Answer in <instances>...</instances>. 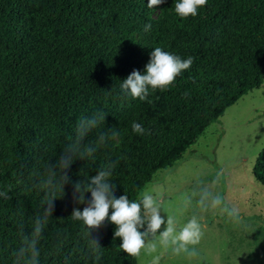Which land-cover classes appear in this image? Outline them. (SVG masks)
<instances>
[{"label":"trees","instance_id":"1","mask_svg":"<svg viewBox=\"0 0 264 264\" xmlns=\"http://www.w3.org/2000/svg\"><path fill=\"white\" fill-rule=\"evenodd\" d=\"M148 2L0 0V191L9 197H0V264H12L21 232L30 234L42 211L44 193L36 185L43 166L59 158L79 119L97 112L106 113L105 122L84 142L95 140L102 127L112 129L117 118L121 139L66 170L71 179L54 201L39 264H138L120 249L109 220L91 232L103 253L94 260L86 228L70 217L87 206L91 193L83 204L74 200L75 183L114 162L116 196L138 201L157 171L175 165L207 127L263 85L264 0H207L187 18L176 14L178 0L153 8ZM159 7L167 12L157 19ZM156 47L193 57V63L166 90L133 99L120 85L133 70L144 73ZM133 121L143 135L132 131ZM254 174L264 185V147Z\"/></svg>","mask_w":264,"mask_h":264},{"label":"clouds","instance_id":"2","mask_svg":"<svg viewBox=\"0 0 264 264\" xmlns=\"http://www.w3.org/2000/svg\"><path fill=\"white\" fill-rule=\"evenodd\" d=\"M163 2L164 0H149L147 7L153 8ZM206 3L207 0H178L175 3V12L181 18L195 17L198 14V8L205 6ZM151 27L150 23L146 24L144 31H150ZM193 60V57L181 59L156 47L151 53L144 73L133 70L122 81L120 88L124 94L130 95L133 99L147 100L150 89L152 91L166 90L183 70L190 68ZM105 115L106 113L97 112L90 117L82 116L77 123L75 137L69 138L59 158L54 163L50 160L43 166V172L36 185L44 193V199L41 202L42 211L35 216L31 233L21 232V243L12 253V264H39L41 251L38 245L44 228L53 214L54 201L64 196L65 185L71 179L66 170L78 158L86 160L93 158L101 147L115 141L119 135L115 129H109L100 131L95 140L84 142L86 136L105 122ZM132 131L140 135L145 133L144 127L135 121L132 122ZM114 167L115 163L109 162L99 168L96 175L89 176L87 181L76 182L73 192V199L81 204L85 203V194L91 193L87 206L83 210L75 208L70 217L74 221L82 222L86 228V236L90 237L89 248L94 260L100 261L103 253L98 239L92 238L91 232L93 229L100 228L106 220L117 226L114 239H122L119 247L131 257H139L142 250L152 255L158 251L159 247L165 250L170 249L175 255L185 254L190 258L197 256L195 246L200 243L203 236L201 218L193 214L186 223L180 225L177 217L164 207L148 186L138 201L130 200L127 193L117 197L116 186L110 180ZM222 174L218 172L216 178L209 182L198 181L197 188L190 195H184V206L187 208L192 205L195 198V207L201 213L219 211L229 218L239 219V210L230 206L224 194L216 191ZM0 197L9 198L7 191H0ZM110 209H112L111 215H109ZM161 210L167 213L166 218L161 215ZM162 225L166 227L158 234ZM62 247L61 241L56 245L55 251L59 253ZM159 261L160 256L157 255L153 258L152 264H159Z\"/></svg>","mask_w":264,"mask_h":264},{"label":"rangeland","instance_id":"3","mask_svg":"<svg viewBox=\"0 0 264 264\" xmlns=\"http://www.w3.org/2000/svg\"><path fill=\"white\" fill-rule=\"evenodd\" d=\"M166 12L167 9L159 7L155 17L160 19ZM138 35L141 37L142 33ZM132 103L124 105L122 116ZM120 122L117 118L111 125L119 133L111 144L121 139ZM263 147L264 83L229 107L219 121L207 127L181 160L157 171L148 185L180 225L193 214L201 218L203 236L195 246L198 255L191 258L185 254L175 255L170 249L159 247L152 255L142 250L138 264H152L157 255L159 264H264V185L254 174ZM218 172L223 174L216 191L224 194L230 206L239 210V219L229 218L219 211L201 213L195 207V198L192 205L184 206V195H190L198 181L215 179ZM161 215L166 218L167 213L161 210ZM257 223L259 233L253 234L250 226ZM165 227L162 225L158 234Z\"/></svg>","mask_w":264,"mask_h":264},{"label":"crops","instance_id":"4","mask_svg":"<svg viewBox=\"0 0 264 264\" xmlns=\"http://www.w3.org/2000/svg\"><path fill=\"white\" fill-rule=\"evenodd\" d=\"M259 227H260V226L258 225V223H257V224H252V225L250 226L251 229L253 228V234H257V233H259V232H257V230H258V231L260 230Z\"/></svg>","mask_w":264,"mask_h":264}]
</instances>
